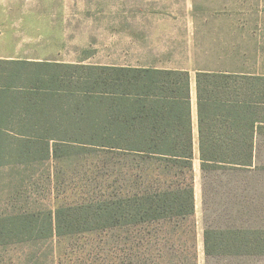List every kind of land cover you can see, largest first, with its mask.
<instances>
[{
    "label": "trees",
    "instance_id": "16d2710c",
    "mask_svg": "<svg viewBox=\"0 0 264 264\" xmlns=\"http://www.w3.org/2000/svg\"><path fill=\"white\" fill-rule=\"evenodd\" d=\"M85 61L0 59V167L101 158L103 181L85 203L0 217V248L114 230L128 246L145 227L156 241L144 264H197L189 72ZM240 67L195 73L203 176L249 169L264 135V70ZM203 252L264 257V230L205 229Z\"/></svg>",
    "mask_w": 264,
    "mask_h": 264
},
{
    "label": "rangeland",
    "instance_id": "374dc122",
    "mask_svg": "<svg viewBox=\"0 0 264 264\" xmlns=\"http://www.w3.org/2000/svg\"><path fill=\"white\" fill-rule=\"evenodd\" d=\"M135 22L148 23L149 35L141 43L151 62L181 66L192 56L200 71L233 62L264 70V0H0V54L60 57L67 63L89 57L85 64L92 65L128 63ZM110 28L119 35L99 38ZM191 77L193 83L194 70ZM100 160L79 156L1 168L0 215L54 212L58 206L85 203L92 194H101L96 188L103 183ZM193 163L197 264H264V257H205V229L264 230V196L250 189L252 176L242 190L241 178L237 183L226 172L203 176L201 196L197 153ZM241 190L244 199L237 197ZM152 231L132 229L128 246L114 230L3 247L0 264H120L127 255L132 264H144L145 253H154ZM157 243L165 252V243L160 238ZM124 248L131 252H120Z\"/></svg>",
    "mask_w": 264,
    "mask_h": 264
},
{
    "label": "crops",
    "instance_id": "0c3cea01",
    "mask_svg": "<svg viewBox=\"0 0 264 264\" xmlns=\"http://www.w3.org/2000/svg\"><path fill=\"white\" fill-rule=\"evenodd\" d=\"M138 24L140 26H138ZM131 25H135L133 27V31L129 33V39L131 40L130 43V50L128 52L129 55V62L123 63V64H97V65H103V66H118V67H133V68H153V69H168V70H183L189 72L190 75V97H191V111H192V121H193V136H194V154L197 153L198 150L195 152V141H197V128H196V106H195V73L197 71V63L196 61L190 56L189 60L185 59V61L182 63L181 66H173V65H162L161 63H157L156 60H153L152 62L149 59L148 48H144V45L141 43L142 39H147V36L149 33L147 32L146 25L148 23H138L135 22L131 23ZM111 31H109V34H106L105 31H101V33L98 34L99 38L103 37L105 35H108L111 39H114L116 35H119V32L114 29L112 31V28H110ZM48 36V34H46ZM4 54H0L1 60H30V61H58L62 60V58H49V57H27V56H14L11 54H5L4 51H2ZM91 58H87L86 60H90ZM192 70H194V79L192 83V77L191 73ZM197 146V144H196ZM194 161V160H193ZM23 166L21 165H11V166H4L1 168H21ZM199 171H200V178H201V188L200 193L201 196H203V188H202V180H203V174L200 170V163L198 164ZM194 163H193V174H194ZM220 172V171H216ZM227 175H230L228 177L232 179H236L235 182L239 183V178H241L242 183V190H247V176H252L251 178L253 183L250 187L253 192L259 191V196H264V193H260L262 190H264V135H255L254 138V149H253V164L252 166L247 169H241V170H232V171H226ZM239 188V187H238ZM241 195L237 196L238 198L244 199L245 192ZM263 192V191H262ZM195 193V191H194ZM21 213H25V211H22ZM20 214L14 213V214H8V215H0V217L9 216V215H15Z\"/></svg>",
    "mask_w": 264,
    "mask_h": 264
}]
</instances>
